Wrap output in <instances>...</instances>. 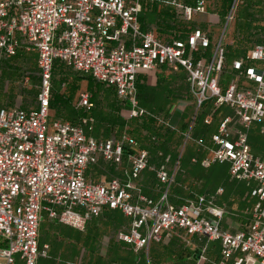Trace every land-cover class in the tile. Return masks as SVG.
Returning a JSON list of instances; mask_svg holds the SVG:
<instances>
[{
  "label": "built area",
  "instance_id": "obj_1",
  "mask_svg": "<svg viewBox=\"0 0 264 264\" xmlns=\"http://www.w3.org/2000/svg\"><path fill=\"white\" fill-rule=\"evenodd\" d=\"M144 1L0 0V71L21 51L36 52L40 76L34 108H0V264H38L41 257H51L50 245L39 241L43 213L84 230L105 209L127 218L116 237L136 251H149L152 243L181 230L220 244L221 258L213 264H264V156L253 153L249 139L254 124L264 134V42L235 58L228 73L224 33L213 49L210 32L200 27L165 40L143 26ZM166 2L188 23L207 10V0ZM234 10L229 9L227 24ZM57 60L113 87L128 120L150 114L139 98L141 76L164 67L174 73L185 70L195 106L187 140L205 109L209 114L203 122L209 126L221 107L232 108L234 115L220 119L209 143L195 142L205 151L202 167L228 163L231 179L249 187L254 203L247 227L225 229V208L207 194L197 193L181 204L171 201L181 155L173 166L170 156L158 165V198L146 195L143 176L151 166L150 151L128 133L94 136L95 103L89 92L79 94L77 107L85 112L76 121L51 120ZM101 160L121 174L101 181L89 178L88 170ZM200 257L207 259L205 249Z\"/></svg>",
  "mask_w": 264,
  "mask_h": 264
},
{
  "label": "rangeland",
  "instance_id": "obj_2",
  "mask_svg": "<svg viewBox=\"0 0 264 264\" xmlns=\"http://www.w3.org/2000/svg\"><path fill=\"white\" fill-rule=\"evenodd\" d=\"M178 1L188 4V0ZM208 1L210 10L223 7L224 11L226 4L220 6L219 0ZM233 6L235 14L232 21L227 24V18H225L217 34L220 36L224 33L223 46L228 51L230 47L227 46L229 42L233 41L237 30V38L231 45L233 49L243 54L255 44L264 42V26H259L260 23H264V0H233L230 9ZM256 15H259V18ZM178 16L177 20L180 25L178 24L177 27L186 28L188 22L183 18L181 20V14ZM228 60L231 63L234 57ZM6 62L9 63V66L4 62L0 71V103L7 101L8 106L18 105L26 109L34 108L40 90L37 53L21 51L18 57ZM66 69L68 74L65 78L66 85L59 87L61 75L60 71H56L52 86L55 85L56 90L61 89L64 97L71 100L72 107L78 106L79 94L82 91L91 94L95 103L92 110L96 118L95 129L92 132L94 136L108 138L128 133L134 136L142 147L150 151L151 166L143 176L146 195L154 200L158 198L159 186L156 178L158 165L165 157L170 156V165L173 166L181 155V168L184 160L187 159L188 163L187 172L183 173L186 177L181 175L180 181L182 182L178 183L180 169L172 187V193L175 189L179 190L178 194L185 199L180 202L172 201L174 204H181L186 198L194 197L197 193H206L214 197L218 205L224 208L226 206L225 210L229 212L228 217L235 214L242 216L244 221L250 220L254 200L241 198L249 191L247 184L231 180L228 163L216 164L211 168L202 167L200 157L205 154V151L195 142L201 138L209 143V137L217 125L216 119L228 114L234 115L232 108L221 107L214 117L213 124L209 126L204 125L203 122L204 116L209 114V108L205 109L196 120L190 138L187 140L185 133L189 131L192 124L195 106L189 83L183 78L186 74L185 70H182L184 74L179 79L173 75L162 76L160 73L159 78L146 77L139 80V98L141 104L150 114L138 120H128L125 116V106L113 88L100 82L97 87H94L91 83L94 81L88 77V74ZM57 70L59 69L57 68ZM77 76L79 79L75 78ZM225 78L226 81H229L231 76L226 74ZM90 80L91 82H89ZM77 111L80 115L85 112L84 109L78 107ZM51 113L52 116L55 115L54 108ZM178 114L180 115L179 119L177 118ZM64 117V119H69L67 113L64 114ZM249 139L253 153L264 156V134L259 125H253ZM124 166L127 167V163ZM120 174L119 168L103 160L88 170L89 178L94 181L111 179ZM126 223L127 218L120 212L116 217H112L111 214H103L90 220L84 230H78L69 225L52 221L46 213H43L39 241L41 246L45 243L50 245L51 257H41L40 263L69 264L79 263L82 260L84 264H113V262L118 264H154L155 258L158 257V249L161 250L163 258L168 256L175 259V256H171L173 253L174 255L188 253V243L183 239H179L175 243L177 248L172 247L173 251L167 250V248L163 249L161 247L163 244L156 242L151 244L149 251H136L116 237L119 227ZM222 225L224 226V223ZM124 245L126 247H123Z\"/></svg>",
  "mask_w": 264,
  "mask_h": 264
},
{
  "label": "crops",
  "instance_id": "obj_3",
  "mask_svg": "<svg viewBox=\"0 0 264 264\" xmlns=\"http://www.w3.org/2000/svg\"><path fill=\"white\" fill-rule=\"evenodd\" d=\"M218 9L216 8V9L210 10L209 1L207 0V10H206V12L197 14L195 19L192 21L193 23L192 22L188 23V31H190L191 29H193L195 27H200V28L210 32L211 40H212V49H213L215 43L218 41V38H219L217 32L220 31V26L223 25L225 17L228 14V12H227L226 14H223V16H222V12H221L222 8L218 7ZM256 16H257V18H259V15H256ZM142 23H143V26L145 28L150 29V25L151 24L149 22H147V24H146V23H144L142 21ZM260 24L261 25H259V26H264V23H260ZM251 30H252L251 32H253V29H251ZM236 34H237V30H236ZM236 34H235V37L233 38V41L229 42L227 47H230L231 44L233 45V43L235 42V39L237 38ZM173 35H175V34H174V32L172 30H168V29L165 30L164 29V31L161 33L160 36L163 39H165V40H169V39H171V37ZM233 57H234V59L237 58L236 56H233ZM225 70L228 73H232L233 72V70H232V62L230 63L229 60L226 61ZM160 73L162 74V76L163 75L164 76L173 75V76L178 77V79L182 76V74H184L182 71H179V72H176V73L170 72V71H168L166 69V67H164V69L159 71V72H151L150 75L148 74V75L141 76L140 80L143 79V78H146V77L147 78H150V77L159 78L160 77L159 76ZM183 78L187 81V75L186 74H185V76ZM190 101H188V102H190ZM1 107H13V106H8V103L6 101V102H4L2 104L0 103V108ZM178 117H180V115L177 116V118ZM214 117L212 119V123L211 124H213ZM221 118L222 117H219L218 119H216L217 120V123H216L217 125L215 126L216 128L213 130V132H215L217 130V126H218L219 121H220ZM216 120H215V122H216ZM209 141H211V136L209 137ZM187 166H188V163H187V159H186V160H184L183 167L181 168V173H180L179 181H178L179 184L182 182V181H180L181 175L183 177H186V175L183 174V173L187 172V168H188ZM178 192H179V190L175 189V191L172 193L171 201L180 202L182 199H185V197L180 196L178 194ZM204 194H206V193H204ZM241 198L243 200L246 199V198H250L249 191H247L246 194L244 195V197H241ZM225 208H226V206H225ZM228 213L229 212H227V214H226V218L223 219V223H224L223 227L225 229H228L230 231H238V230H242V229L246 228L247 225L249 224V221L248 222L244 221L242 216H241L242 217L241 218L240 215L233 214L232 217H228ZM179 239H183V240H185L188 243V253L184 252V255H181L179 253L174 255V253H173L171 256L172 257L175 256L174 257L175 259H171L168 256L163 258V257H161V250L158 249V251H159L158 257L155 258L154 264H213L215 261H217V260H219L221 258V248H220V244L218 242H212V241L208 242V240L205 237L201 236V235H188V236H186L184 234V232L181 231V230L175 231V233H173V235L170 238H167L163 242H161L163 244V245H161V247H163V249L167 248V250L173 251L172 247L173 248L176 247L175 243ZM123 247H126V246L124 245ZM203 249H205V255L207 256V259H203V258L200 257L201 252L203 251ZM80 262L82 264H84L82 260ZM38 264H41L40 260H39ZM113 264H118V263L113 262Z\"/></svg>",
  "mask_w": 264,
  "mask_h": 264
},
{
  "label": "trees",
  "instance_id": "obj_4",
  "mask_svg": "<svg viewBox=\"0 0 264 264\" xmlns=\"http://www.w3.org/2000/svg\"><path fill=\"white\" fill-rule=\"evenodd\" d=\"M219 1H220V6H222V4H224V6H225V4H226V6L224 7V11H223V9L221 10L222 14H226L230 9L233 0H219ZM196 2H197V0H188V4H190V5H193ZM142 8H143L142 13H141L142 21L146 24H147V22H149L151 24L150 28L156 30L159 36L164 31V29L165 30H167V29L172 30L175 35H177V34L181 35V34L185 33V31H188V26H186V28L185 27L182 28L181 26H179V28L177 27L179 24L178 23L179 20H177L179 17L178 15L181 14V12L175 6L168 4L166 2V0H145L143 2ZM181 20H182V17H181ZM249 50H247L245 53L241 54V52L236 51L235 49H233V46L230 45V49H228V51H226V61L229 58H232L233 56H236V57L244 56ZM19 54L16 55L15 57H18ZM15 57H13L11 59H14ZM11 59H8V60H11ZM8 60H6V61H8ZM6 61H5V64H7L9 66V63ZM57 68L59 70H57ZM66 68L72 69V68L67 67L65 64H63L59 60H57L54 64L53 77L55 76L56 71H60V75H61V79L59 80V87H61L62 85H64V86L66 85L65 78L68 76ZM72 70H74V69H72ZM77 72H79V71H77ZM88 77L92 78V80L94 81V82H91V80H90L89 82L93 83L94 87H97V84H99V82L97 80H95L89 74H88ZM75 78L79 79L78 76ZM52 80H53V78H52ZM138 87H139V84H138ZM111 88H113V87H111ZM60 90H56L55 85L52 86V89H51V105H50V119H51V117H53V119H51V120L76 121L78 119V117L80 116L79 112L77 111V107H72L70 105L71 100L69 98L66 99L64 97V94L61 93ZM123 105H124V103H123ZM52 108H54V110H55L54 116H52V113H51ZM65 113H67V116L69 119H64ZM133 120H138V119H133ZM130 149L128 148L126 150V155ZM118 212L119 211L105 209L104 212L102 213V215L103 214H111L112 217H116L118 215Z\"/></svg>",
  "mask_w": 264,
  "mask_h": 264
}]
</instances>
